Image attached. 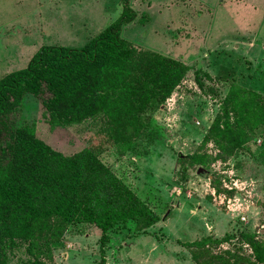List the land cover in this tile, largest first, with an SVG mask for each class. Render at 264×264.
I'll return each mask as SVG.
<instances>
[{
  "label": "rangeland",
  "instance_id": "1",
  "mask_svg": "<svg viewBox=\"0 0 264 264\" xmlns=\"http://www.w3.org/2000/svg\"><path fill=\"white\" fill-rule=\"evenodd\" d=\"M248 1L0 0V79L25 68L44 45L84 46L126 3L137 16L122 35L188 67L127 144L109 139L101 114L51 128L40 99L24 95L19 126L35 125L66 154L92 148L160 220L145 231L137 219L121 221L104 246L97 226L72 223L58 240L40 241L35 255L17 238L4 244L7 264L37 256L43 264H101L103 257L107 264H197L195 253L205 264H264L243 237L264 241V123L234 105L248 91L264 98V10L257 8L258 20ZM227 234L221 244L186 245Z\"/></svg>",
  "mask_w": 264,
  "mask_h": 264
},
{
  "label": "trees",
  "instance_id": "2",
  "mask_svg": "<svg viewBox=\"0 0 264 264\" xmlns=\"http://www.w3.org/2000/svg\"><path fill=\"white\" fill-rule=\"evenodd\" d=\"M136 16L126 3L120 16L84 46L44 45L25 68L0 79V264H7L4 244L17 238L29 241L35 255L40 241L58 240L72 223L97 226L104 246L109 230L121 221L137 219L145 231L160 220L95 150L83 147L66 154L41 137L35 125L19 126L15 119L29 92L40 99L51 128L101 114L112 142L139 138L150 114L171 95L188 67L124 37L123 28ZM248 95L236 101L235 111H254V121L264 123V98L256 91ZM230 102L226 98L225 109ZM219 123L220 118L214 130ZM231 237L207 236L186 245L221 244ZM243 237L256 261L264 263V241L250 233ZM194 257L205 264L198 253ZM22 264L43 263L37 256ZM101 264H107L104 257Z\"/></svg>",
  "mask_w": 264,
  "mask_h": 264
},
{
  "label": "crops",
  "instance_id": "3",
  "mask_svg": "<svg viewBox=\"0 0 264 264\" xmlns=\"http://www.w3.org/2000/svg\"><path fill=\"white\" fill-rule=\"evenodd\" d=\"M248 4H250V10H252V12H254L255 14H257V8L264 10V0H249ZM237 7H239L238 5H236V10ZM232 13H235L234 11ZM261 17H259V15L257 14V19L260 20ZM264 18V17H263ZM257 28V25L255 24V26H253V30H255ZM251 33V32H250Z\"/></svg>",
  "mask_w": 264,
  "mask_h": 264
}]
</instances>
